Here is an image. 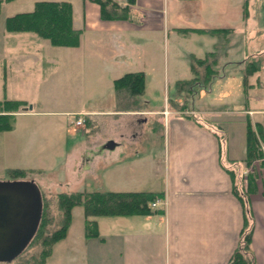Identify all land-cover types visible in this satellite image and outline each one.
<instances>
[{"label": "crops", "instance_id": "crops-1", "mask_svg": "<svg viewBox=\"0 0 264 264\" xmlns=\"http://www.w3.org/2000/svg\"><path fill=\"white\" fill-rule=\"evenodd\" d=\"M118 3L126 6L123 1ZM161 8L160 0H135L128 5L129 20H103L96 3L80 0L78 12L72 5V27L80 32L79 45L48 44L63 48L69 68L79 65L83 70L81 80L88 66L95 67L99 73L96 88H89L86 93L72 89L71 80L64 76L68 71L62 59H48L47 66L53 65L52 69L60 64L54 81L46 84L48 99L40 101L41 109L34 110L31 105L30 110L15 114L64 116L73 131L85 134L82 141L74 140V147L67 153V169L72 177L63 182L80 188L69 192H152L162 193L166 201L164 210L157 209L161 214L94 218L97 235L91 237L85 235L83 212L82 223L76 229L72 215L66 236L52 246L44 264H228L239 245L244 224L251 234L243 256L249 264H264V172L249 168L246 177L241 172L250 158L248 137L256 145L264 139V116L256 119L264 115V109L246 108L237 121L244 125L253 121L258 127L256 131L243 129L242 136H235L232 141L229 133L222 136L223 140L191 108H155L150 100H143L147 76L155 78V61L148 51L153 48L152 40L162 30L186 32L176 22H171L167 30L169 24L165 23ZM243 15L246 17L245 11ZM196 30L199 28L188 31ZM36 39L47 41L36 37L34 47L40 44ZM207 53L210 52L205 56ZM254 57L260 60L262 55L247 56L237 64L245 72ZM262 68L261 63L253 75L262 72ZM129 73L143 74L141 93L115 89L113 82ZM253 75L244 77L246 98L252 86L247 78ZM5 78L6 75L2 89ZM255 79L259 85V77ZM60 88L63 92L53 90ZM54 91L57 98L51 97ZM93 93L97 94L95 98ZM50 103H56L59 110L48 109ZM70 114L82 115L83 124L74 126ZM94 131L100 137L88 138ZM108 142L113 143L111 149L106 147ZM98 158L104 161L100 168L96 167Z\"/></svg>", "mask_w": 264, "mask_h": 264}, {"label": "rangeland", "instance_id": "rangeland-1", "mask_svg": "<svg viewBox=\"0 0 264 264\" xmlns=\"http://www.w3.org/2000/svg\"><path fill=\"white\" fill-rule=\"evenodd\" d=\"M38 1H67L73 5L76 12L80 9V0H15L8 4L0 3V100H25L28 102V105L23 106L25 111L29 110V105H33L34 110L41 109L40 101L48 99L46 84L54 81V74L60 69V64L57 69H52L53 65L47 66L48 59H62L61 63L68 71L64 76L71 80L72 89L86 93L89 88H96L99 82V73L91 66L85 69L84 79L81 80L83 70L76 63L69 68L70 62L67 61L68 56L63 48L51 47L49 42L38 39L36 40L40 44L34 47L32 43L36 36L29 33L4 32L3 20L6 17L28 12ZM160 1L165 23L169 24L167 30L170 29L171 22H176L186 32L168 33L162 30L157 38L152 40L153 48L148 51L151 52V59L155 61V78L152 75L147 76L146 95L141 98L150 100L155 108L165 105L170 109L174 105L191 108L199 113V117L221 138L229 133L231 140L235 141V136H242L243 129L245 132L248 128L256 131L258 125L253 121L244 125L237 119L243 116L246 108L264 109V0H243L248 6L238 0H200L192 3L178 0ZM182 7L189 9L184 11ZM244 11L246 17L243 15ZM134 20L137 21V18ZM192 28H231L233 32L228 36L216 37L188 31ZM206 52H216L218 56V63L215 65L216 76L210 77L203 88L198 86L200 81L190 90L187 85L179 88L181 82L190 81L193 77L190 71L194 62L192 59L204 58ZM252 55H262L260 63L263 68L258 75L247 78V83L252 86L248 88L249 97L246 98L243 86L244 68L237 63ZM5 75L7 82L2 89ZM256 76L259 77V85L255 82ZM200 89L202 90L199 92ZM53 90L63 92L61 88ZM56 91L51 93L52 98L58 97ZM96 95L93 93V98ZM110 95L111 93L107 97L109 100ZM99 99L104 100L105 97ZM95 102L96 100L93 101L94 104ZM23 107L15 114L20 113ZM48 109L57 111L59 106L50 103ZM263 116H256V119H263ZM84 136L82 132L71 129L66 117L48 115L14 116L11 129L0 131V182H34L41 192L44 204V235L49 236L57 230L63 217L58 209L56 193L80 189L68 186L63 181H71L72 177L67 169V153L74 147L72 143L78 139L82 141L86 138ZM93 136L100 137L99 133L94 131L88 138ZM97 160L96 167L104 165L102 159ZM141 168L145 166L141 164ZM96 174V178L99 177L98 171ZM72 212L76 229V225L83 220L82 208H76ZM42 240L43 238H38L30 243L15 263H39Z\"/></svg>", "mask_w": 264, "mask_h": 264}, {"label": "trees", "instance_id": "trees-1", "mask_svg": "<svg viewBox=\"0 0 264 264\" xmlns=\"http://www.w3.org/2000/svg\"><path fill=\"white\" fill-rule=\"evenodd\" d=\"M15 0H0L3 4L11 3ZM96 3L100 9V17L103 20H129L128 5L133 4L135 0H88ZM119 1L126 3L125 7L119 5ZM3 29L6 34L30 33L39 39L47 40L54 47H77L79 45L80 32L72 27V5L67 1H38L28 12L16 13L6 17L3 20ZM197 33L215 35L216 37L228 36L231 34L229 28H210L208 30L199 29ZM191 65L193 77L190 81L181 82V85H187L193 88V85L200 81L201 88L210 77L216 76L215 63L217 61L216 52L207 53L202 59H194ZM261 66L260 60L252 59L248 61L245 76L253 75L259 71ZM244 78V83H245ZM114 87L116 90L127 91L132 94H138L143 91L144 77L141 73H129L115 80ZM26 102L22 100H13L3 98L0 100V131L11 129V120L15 112ZM250 132H248V135ZM257 145L248 137L247 155L250 156L248 161L259 157ZM58 209L61 212L62 220L57 226L58 229L53 231L49 236L43 234L46 224L44 217V204L42 206L41 218L37 231L31 240L32 243L38 238L42 240L41 261L39 263L29 262L23 264H44L50 256L52 246L61 241L67 233L68 227L72 220V211L76 207L83 209L85 235L87 237L96 236V221L94 218L103 216H147L154 213H162L161 210H151V203L163 197L162 193L152 192H128L116 193L105 191L93 192H60L57 193ZM244 228L241 232L239 245L235 250L228 264H249L245 260L243 253L250 242V229ZM30 245V244H29ZM14 262V263H13ZM9 264H17L13 261ZM6 264V263H0Z\"/></svg>", "mask_w": 264, "mask_h": 264}, {"label": "water", "instance_id": "water-1", "mask_svg": "<svg viewBox=\"0 0 264 264\" xmlns=\"http://www.w3.org/2000/svg\"><path fill=\"white\" fill-rule=\"evenodd\" d=\"M106 147L111 149L113 143ZM41 211L42 198L34 182H0V263L11 262L26 248L37 230Z\"/></svg>", "mask_w": 264, "mask_h": 264}, {"label": "built area", "instance_id": "built-area-1", "mask_svg": "<svg viewBox=\"0 0 264 264\" xmlns=\"http://www.w3.org/2000/svg\"><path fill=\"white\" fill-rule=\"evenodd\" d=\"M75 124L76 125H80L81 124V120L80 119H78L76 122H75ZM260 148H261V157L259 158V163H261V165H262V167H263V170H264V142L263 143H261V146H260ZM247 173V171L245 170L244 171V174H246ZM155 204H153V206H154Z\"/></svg>", "mask_w": 264, "mask_h": 264}]
</instances>
